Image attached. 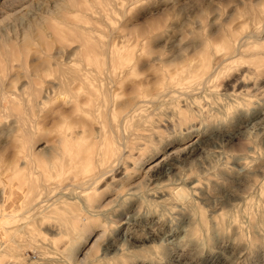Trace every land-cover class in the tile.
Segmentation results:
<instances>
[{
  "label": "rangeland",
  "instance_id": "rangeland-1",
  "mask_svg": "<svg viewBox=\"0 0 264 264\" xmlns=\"http://www.w3.org/2000/svg\"><path fill=\"white\" fill-rule=\"evenodd\" d=\"M75 1L0 0V252L17 264H264V0H154L143 20L147 0ZM76 31L106 46L97 65L72 52ZM227 32L239 46L229 59ZM53 55L81 70L64 95L46 88L54 66L30 75ZM139 82L154 101L123 106ZM104 135L122 141L120 168L91 183L78 158Z\"/></svg>",
  "mask_w": 264,
  "mask_h": 264
},
{
  "label": "bare ground",
  "instance_id": "bare-ground-1",
  "mask_svg": "<svg viewBox=\"0 0 264 264\" xmlns=\"http://www.w3.org/2000/svg\"><path fill=\"white\" fill-rule=\"evenodd\" d=\"M75 1V0H74ZM77 1H75V2H72V3H76ZM72 6V5H71ZM75 8H76V6H75ZM76 9H79V8H76ZM82 9V8H81ZM253 10H254V8H253ZM81 11V10H80ZM79 11V12H80ZM255 11V10H254ZM55 12V11H54ZM58 13V12H57ZM53 14H56V12L55 13H53ZM255 14V13H254ZM256 14H257V12H256ZM60 17H61V15H60ZM60 17H58V18H60ZM255 17V16H254ZM262 17H264V16H262ZM43 18V17H42ZM41 18V19H42ZM62 18V17H61ZM66 18V17H65ZM63 19H64V17H63ZM260 19V18H259ZM264 20V19H263ZM42 21V20H41ZM43 22V21H42ZM47 22V21H46ZM57 22H59V21H57ZM263 23V22H262ZM72 24H75V23H72ZM79 25V24H78ZM36 26H37V21H36ZM77 26V25H76ZM81 26V25H80ZM92 26H93V24H92ZM39 27H40V25H39ZM43 27V26H42ZM43 28H45V27H43ZM258 28V27H257ZM262 28V27H261ZM82 30L84 29V28H81ZM81 29H78V30H81ZM45 30V29H44ZM73 30V29H72ZM66 31V30H65ZM75 31V30H74ZM88 31V30H87ZM248 31V30H247ZM46 32V31H45ZM249 32H250V30H249ZM74 33V32H73ZM87 33V32H86ZM141 33L142 34H144L145 33V31L144 30H141ZM245 33H247V32H245ZM245 33H244V35H245ZM261 32H259V34H260ZM77 34V35H76ZM76 36H78L79 37V40H80V43H79V45H78V47L77 48H75V47H73V48H75L74 50H72V52H74L75 54H77V55H80L81 57L83 56V57H87L86 58V60H88V61H90L92 64H95V65H97V55L100 53V52H104L105 51V53H106V46H105V48L103 47V46H101L100 44H98L97 42L99 41V39L97 40V42L95 41V40H92V38H89V37H87V34L85 35L84 34V31H76ZM249 34V33H248ZM252 34V33H251ZM257 34V33H256ZM28 35V34H27ZM26 35V36H27ZM67 35H69V34H67ZM73 35V34H72ZM74 35V36H75ZM243 35V36H244ZM254 35H255V33H254ZM25 36V37H26ZM247 36V35H246ZM257 36V35H256ZM77 37V38H78ZM96 37V36H95ZM144 37V36H143ZM235 37V34H233V33H230V32H227V33H225L224 34V37H223V41H224V47H225V49H226V59H229V58H232V57H234V55H235V51H237V48L239 47L238 45H236V47L235 46H233L232 45V43H231V40L233 39ZM242 37V36H241ZM75 38V37H74ZM260 38V37H259ZM66 39H67V37H66ZM71 39V38H70ZM93 39H94V36H93ZM97 39V38H96ZM240 39V38H239ZM242 39V38H241ZM258 39V38H257ZM23 40V39H22ZM24 41V40H23ZM27 41V39H25V43H27L26 42ZM237 41V40H236ZM247 43V42H246ZM22 44V43H21ZM20 44V45H21ZM64 44V43H63ZM104 44V43H103ZM62 46V45H61ZM64 46V45H63ZM77 46V45H76ZM8 47H9V45H8ZM1 48V47H0ZM65 48V47H64ZM2 49V48H1ZM0 49V50H1ZM23 49V48H22ZM57 49V48H56ZM255 49H258V48H255ZM3 50V49H2ZM65 50V49H64ZM67 50V49H66ZM7 51V50H6ZM208 50L207 49H204L203 50V53H202V56H201V59H200V61H199V63H198V65H197V68H195L194 69V72H195V75H196V77L199 79V83H205L208 79H209V77L211 76V73H212V66H211V64H210V59H209V53L207 52ZM239 51V50H238ZM241 51V50H240ZM239 51V52H240ZM256 51H258V50H256ZM255 51V52H256ZM56 52V51H55ZM54 52V53H55ZM249 52H251V51H249ZM248 52V53H249ZM2 53V52H1ZM43 53V52H42ZM60 53H62V52H60ZM253 53V52H252ZM264 53V52H263ZM47 54V53H46ZM48 54H49V52H48ZM70 54V53H69ZM256 54V53H255ZM90 55V56H89ZM243 56H245L244 54H242ZM258 55V54H257ZM260 55H261V53H260ZM8 56V55H7ZM250 56V55H249ZM59 57V56H58ZM58 57H56V55H53V56H49V57H44L43 59H41L40 60V62H36V64H35V62H33L34 63V66H33V72L30 74L32 77H34V78H36V77H39V76H41V73H47L50 69H52V66H54V68H55V70H56V76L52 79V80H50V81H48V80H46V84H47V86H46V88L48 87V88H51L52 89V92H54L57 96H58V94H62V95H64L63 93H64V91H67L68 89V87H69V85L71 84V83H73L74 81H76V80H79V79H81V73H80V69H74V68H70V66H66L65 65V63L64 62H61V61H59L58 60ZM66 57V56H65ZM259 57V56H258ZM213 58V57H212ZM243 58V57H242ZM69 59V58H68ZM73 59V58H72ZM8 60V59H7ZM70 60V59H69ZM189 60V59H188ZM220 60H223V59H220ZM165 61H168V60H165ZM69 62V61H68ZM22 63V62H21ZM190 63V62H189ZM218 64V63H217ZM33 65V64H32ZM253 65V64H252ZM259 65V64H258ZM5 66V65H4ZM81 66V65H80ZM254 66V65H253ZM6 67V66H5ZM176 67V66H175ZM214 67V66H213ZM252 67V66H251ZM105 68V67H104ZM250 68V67H249ZM5 69V68H4ZM170 69V68H169ZM168 69V70H169ZM173 69V68H172ZM253 69H254V67H253ZM256 69V68H255ZM105 71H106V68L104 69ZM171 70V69H170ZM110 71V70H109ZM51 72H52V70H51ZM105 72H103V74H104ZM52 74V73H51ZM185 74V73H184ZM53 75H55V74H53ZM106 75V74H105ZM104 76V75H103ZM114 77V76H113ZM152 77V76H151ZM2 78V77H1ZM93 78H95V77H93ZM101 78V77H100ZM106 77H104V79H105ZM112 78V77H111ZM121 78V77H120ZM236 78V77H235ZM234 78V79H235ZM164 79V76H162V74H160V75H158V78H157V82H159V81H161V80H163ZM238 79V78H237ZM39 81V80H38ZM83 81V80H82ZM106 82H107V80H105ZM111 81V80H110ZM45 82V81H44ZM98 82V81H97ZM113 82H114V80H113ZM150 82V81H149ZM28 83H29V81H28ZM35 83H36V81H35ZM85 83V82H84ZM115 83V82H114ZM148 83V82H147ZM86 84V83H85ZM111 84H113V83H111ZM149 84V83H148ZM30 85V84H29ZM143 85V83L142 82H139L138 84H136L135 86H133L132 87V94L131 95H129L127 98H126V100L122 103V105L123 106H127V105H129L131 102H135V100L137 99V97H143L144 96V98H142V99H140L139 101H141V102H143L144 104H151L153 101H154V99H153V97H150V98H146L145 99V97H147V96H149V92H148V90L146 89V87H144V85ZM32 86V85H31ZM113 86V85H112ZM201 86V85H200ZM1 87V86H0ZM203 87V86H202ZM45 88V87H44ZM109 88L110 87H108V91H109ZM167 88V87H166ZM169 88V87H168ZM167 88V89H168ZM171 88V87H170ZM5 89V88H4ZM18 89V88H17ZM22 89V88H21ZM27 89V88H26ZM38 89H39V87H38ZM37 89V90H38ZM67 89V90H66ZM194 89V88H193ZM37 90H36V92H37ZM41 90V89H40ZM40 90H38V91H40ZM89 90V89H88ZM150 90V89H149ZM152 90V89H151ZM20 91V90H19ZM50 91V90H49ZM104 91V90H103ZM169 91V90H168ZM168 91H166V92H168ZM1 92V91H0ZM28 92V91H27ZM89 92V91H88ZM160 93H163L164 92V89H162V90H160L159 91ZM165 92V93H166ZM178 92V91H177ZM38 93V92H37ZM40 93V92H39ZM49 93V92H48ZM91 93H93L94 94V92L92 91ZM100 93V92H99ZM182 93V92H181ZM180 93V94H181ZM3 94L4 93H1V95H2V97H4L3 96ZM14 93H8V96H9V100H8V102H9V110L11 111L10 112V114L11 115H13V117H15V119L17 120H19V115H20V113H19V105H18V103H16L14 100H12V95H13ZM27 94H29V93H27ZM167 94V93H166ZM165 94V95H166ZM184 95H185V93H183ZM190 94V93H189ZM55 95V96H56ZM107 95V94H106ZM159 95H161V94H159ZM158 95V96H159ZM164 95V94H163ZM188 95V94H187ZM5 96H7V95H5ZM105 96V95H104ZM231 96H233V95H231ZM35 97V99L37 98L36 96H34ZM39 97V96H38ZM41 97V96H40ZM39 97V98H40ZM46 97V96H45ZM106 97V96H105ZM43 98V97H42ZM0 99H1V97H0ZM25 99V98H24ZM31 99L32 98H30L29 99V101H31ZM34 99V100H35ZM4 100V99H3ZM38 100V99H37ZM155 100H157V98L155 99ZM228 100H230V99H228ZM110 101V100H109ZM112 101V100H111ZM7 102V103H8ZM36 102V101H35ZM34 102V103H35ZM230 102V101H229ZM1 103V102H0ZM31 103V102H30ZM110 103V102H109ZM118 103H120V102H118ZM37 104H39V102L37 103ZM135 104V103H134ZM31 105L33 106V100H32V103H31ZM101 105V104H100ZM29 106V105H28ZM116 106V105H115ZM155 106V105H154ZM117 107V106H116ZM118 107H119V104H118ZM132 107V106H131ZM6 108H7V106H6ZM26 108H28V107H26ZM31 108V107H30ZM107 108V107H106ZM105 108V109H106ZM108 108H109V105H108ZM32 109H34V108H32ZM146 109V108H145ZM107 110L108 109H106V110H104L105 112H107ZM36 111V110H35ZM34 111V112H35ZM127 111H129V109L127 110ZM152 110H150V112H151ZM2 112V111H1ZM7 112H8V110H7ZM7 112H5V113H7ZM29 112V109H28V111H27V113ZM3 113H4V111H3ZM2 113V114H3ZM110 113V112H109ZM108 113V114H109ZM124 113H127V112H124ZM166 113V112H165ZM1 114V115H2ZM148 114V113H147ZM147 114H145V116L147 115ZM168 114V113H167ZM3 115H5V114H3ZM8 115V114H7ZM24 115V114H23ZM107 115V114H106ZM133 115V114H132ZM169 115V114H168ZM122 116V115H121ZM10 117V116H9ZM107 117V116H106ZM129 117V116H128ZM140 118V117H139ZM104 119H105V117H104ZM103 119V120H104ZM107 119H108V117H107ZM119 119H121L120 117H119ZM133 119V118H132ZM22 120H23V118H22ZM134 120H135V118H134ZM138 120V119H137ZM101 122V121H100ZM108 122V121H107ZM106 122V123H107ZM117 122H118V120H117ZM105 123V122H104ZM106 123H105V125H106ZM137 123V122H136ZM116 124V123H115ZM115 124H113V125H115ZM119 124V123H118ZM117 124V125H118ZM120 124H121V121H120ZM135 123H133V125H134ZM167 124H168V122H167ZM104 125V124H103ZM113 125L111 126V124L109 123V129L110 130H112L113 131V134L115 135V134H117V132H114V130L115 129H113L112 127H113ZM123 125V124H122ZM120 126V125H119ZM132 126V125H131ZM14 128V127H13ZM12 128V129H13ZM119 128V127H118ZM107 129V128H106ZM121 130V129H120ZM101 131V130H100ZM122 131V130H121ZM108 132V131H107ZM110 132V131H109ZM77 133H78V131H77ZM76 133V134H77ZM111 133V132H110ZM100 134H101V132H100ZM85 135H87V134H85ZM98 136V135H97ZM94 137V136H93ZM115 138H119V137H115ZM115 138H114V136H112V138L110 137V136H106V135H104V136H102L101 137V139H100V141H99V143H91V144H89V149H88V151L85 153V155H82V156H79V160H84V165H83V167H82V172H83V175L85 176V178H86V181L88 180V181H90L91 183H92V181L91 180H94V179H96V178H98V177H100V176H103L104 174H106V173H108V172H111V173H117L118 172V169L120 168V162H121V158H122V155H121V153L122 152H119V146L121 145V147L123 146L122 145V141H121V143L119 142L118 144H115V141L117 142V140H115ZM99 139V138H98ZM123 143H124V141H123ZM102 144V145H101ZM168 145V144H167ZM195 145V144H194ZM148 146V145H147ZM192 146V145H191ZM190 146V148H192ZM123 148V147H122ZM195 148V147H194ZM27 149V148H26ZM121 150H123V149H121ZM26 152V151H25ZM133 154V153H132ZM170 154V153H169ZM157 155V154H156ZM27 156L29 157V161L31 160V158H30V154L29 153H27ZM264 156V155H263ZM10 157V156H9ZM263 158V157H262ZM7 161H8V159H7ZM136 161V160H135ZM163 161V160H162ZM28 162V161H27ZM152 162V161H151ZM158 162V161H157ZM156 162V163H157ZM22 163V162H21ZM138 163H139V161H138ZM6 165V164H5ZM20 165V164H19ZM34 166V165H33ZM33 166H32V168H33ZM159 166V165H158ZM28 167H30V166H28ZM141 168V167H140ZM165 168V167H164ZM30 169V168H29ZM148 170V169H147ZM161 173V172H160ZM83 176V177H84ZM261 176V175H260ZM32 180V179H31ZM27 183V182H26ZM89 183V182H88ZM91 183H89V184H91ZM132 183V182H131ZM135 183V182H134ZM66 184V183H65ZM88 184V185H89ZM136 184V183H135ZM135 184H133L134 186H137V185H139L138 183L135 185ZM126 185V184H125ZM31 186V185H30ZM36 186V185H35ZM131 187H132V185H130ZM133 186V187H134ZM34 187V186H33ZM33 187L32 188H30V190L31 189H33ZM38 187V186H37ZM75 187V186H74ZM88 187V186H87ZM86 187V188H87ZM24 188V187H23ZM26 188V187H25ZM63 188V187H62ZM62 188H60V189H62ZM78 188H79V186H78ZM85 187H84V189H86ZM117 188V187H116ZM130 187H128V189H129ZM135 188V187H134ZM165 188V187H164ZM182 188V187H181ZM126 190H127V188H125ZM166 189V188H165ZM179 189V188H178ZM194 189H195V187H194ZM258 189V188H257ZM30 190H27V191H30ZM69 190V189H68ZM71 190V189H70ZM181 190H183V189H181ZM0 191H1V189H0ZM84 191H86V190H84ZM188 191V190H187ZM186 191V192H187ZM70 192H72V190L70 191ZM184 193H186L185 191H183ZM157 193H158V191H157ZM160 193V192H159ZM32 194V193H31ZM161 195L163 194V193H160ZM166 195L168 194V195H170V196H175L177 199H180V201L182 200V199H184L183 198V195L184 194H182V192L181 191H176V192H172V191H170V192H166L165 193ZM186 195V197L188 198V196H187V194H185ZM31 196V195H30ZM24 197V196H23ZM34 197V196H33ZM73 197V196H72ZM114 197H116V196H114ZM152 197V196H151ZM1 198V197H0ZM27 198H31V197H28L27 196ZM71 198V197H70ZM77 198V197H76ZM168 198V197H167ZM46 199V198H45ZM104 199V198H103ZM103 199H101V201L103 202ZM155 199H156V197H155ZM171 199V198H170ZM49 200V199H48ZM79 200H80V197H79ZM83 200V199H82ZM105 200H106V198H105ZM175 200V199H174ZM17 201H18V199H16V198H12V200L9 202V206L12 208V209H14L15 207H16V204H17ZM29 200H27V202H28ZM45 201V200H44ZM183 201V200H182ZM22 202V201H21ZM38 202H41V201H38ZM98 202L99 201H97V204L96 205H98ZM110 202V201H109ZM185 202V201H184ZM189 202V201H188ZM92 203V202H91ZM101 203V202H100ZM187 203V202H186ZM25 204H27L26 202H25ZM35 204V203H34ZM33 203H32V205H34ZM51 204V203H50ZM49 204V205H50ZM81 204V206H82V203H80ZM174 204H175V202H174ZM181 204V203H180ZM95 205V204H94ZM176 205V204H175ZM181 205H183V204H181ZM113 206V205H112ZM249 206V205H248ZM29 207H30V205H29ZM29 207H26V208H29ZM33 207V206H32ZM94 207V206H93ZM92 207V208H93ZM178 207V206H177ZM186 207V206H185ZM241 207V206H240ZM26 208H25V210H26ZM58 208V207H57ZM82 208H83V206H82ZM242 208H244V207H242ZM249 208V207H248ZM247 208V209H248ZM30 209V208H29ZM28 209V210H29ZM43 210H44V208H42ZM59 209V208H58ZM62 209V208H61ZM181 209V208H180ZM245 209V208H244ZM24 210V209H23ZM24 210V211H25ZM87 211V210H86ZM102 211H104V210H102ZM101 211V212H102ZM26 212V211H25ZM25 212H21V213H25ZM35 212H36V210H35ZM34 212V213H35ZM98 212H99V210H98ZM7 213V212H6ZM21 213L19 214V215H21ZM33 213V214H34ZM37 213V212H36ZM71 213V212H70ZM100 213V212H99ZM8 214V213H7ZM2 215V214H1ZM31 215V214H30ZM4 216V215H3ZM5 216H8V215H6L5 214ZM9 216H11V217H14L15 215H11L10 213H9ZM24 216V215H23ZM31 216H33V215H31ZM71 216V215H70ZM130 216V215H129ZM244 216V215H243ZM200 219H202V218H200ZM75 221V220H74ZM204 221V220H203ZM64 222H66V221H64ZM82 222V221H81ZM60 223V222H59ZM205 223V222H204ZM22 226V225H21ZM78 226V225H77ZM97 226V225H96ZM64 227V226H63ZM89 227V226H88ZM237 227V226H236ZM239 227V226H238ZM68 228V227H67ZM81 228V227H80ZM87 228V227H86ZM92 228V227H91ZM94 228V227H93ZM22 229V228H21ZM85 229V228H84ZM82 230V229H81ZM68 232H72V231H68ZM78 233V232H77ZM70 234V233H69ZM72 234V233H71ZM77 235V234H76ZM21 236V235H20ZM74 236V235H73ZM11 237H12V235H11ZM75 237V236H74ZM73 237V238H74ZM85 237V236H84ZM94 237V236H93ZM92 237V238H93ZM41 238V237H40ZM75 238H77V237H75ZM74 238V239H75ZM80 238V237H79ZM90 238H91V235H87L86 236V238H85V240H90ZM8 240V239H7ZM91 241V240H90ZM4 242V241H3ZM30 242V241H29ZM41 242V241H40ZM84 242V241H83ZM27 243H28V241H27ZM4 244V243H3ZM85 245V244H84ZM2 246V245H1ZM0 246V247H1ZM10 246V245H9ZM75 249V248H74ZM82 249V248H81ZM81 249H79V250H76V251H74L75 253L74 254H72L73 256H74V258H78V256L81 254ZM69 250V256H70V249H68ZM84 250V249H83ZM2 252H0V253H2V255L0 254V264H17L18 262H17V252L13 249V248H9V247H7V248H4V250H1ZM86 251H89V249L88 250H86ZM84 252V251H83ZM87 252H85V254H86ZM89 253V252H88ZM87 253V254H88ZM4 254V255H3ZM60 254V253H59ZM100 255V254H99ZM66 256V255H65ZM83 256H84V254H83ZM86 256V255H85ZM68 257V256H67ZM71 257V256H70ZM81 257V256H80ZM41 259V258H40ZM58 259H60V258H58ZM43 260L44 261H55V258H53V257H44L43 258ZM78 260V259H77ZM76 260V261H77ZM73 262V261H72ZM47 263V262H46ZM77 263V262H76Z\"/></svg>",
  "mask_w": 264,
  "mask_h": 264
},
{
  "label": "snow or ice",
  "instance_id": "snow-or-ice-1",
  "mask_svg": "<svg viewBox=\"0 0 264 264\" xmlns=\"http://www.w3.org/2000/svg\"><path fill=\"white\" fill-rule=\"evenodd\" d=\"M155 11H158V7L155 4L154 0H147L146 3H143L139 6V14L137 16V20H143V18L147 16L150 12ZM197 264H201V262H197Z\"/></svg>",
  "mask_w": 264,
  "mask_h": 264
}]
</instances>
